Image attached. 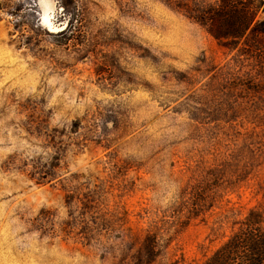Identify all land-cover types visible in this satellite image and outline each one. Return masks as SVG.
Listing matches in <instances>:
<instances>
[{"label":"rangeland","instance_id":"1","mask_svg":"<svg viewBox=\"0 0 264 264\" xmlns=\"http://www.w3.org/2000/svg\"><path fill=\"white\" fill-rule=\"evenodd\" d=\"M50 1L0 0V264H139L149 234L203 264L264 228V0L241 39L190 16L222 0Z\"/></svg>","mask_w":264,"mask_h":264},{"label":"trees","instance_id":"2","mask_svg":"<svg viewBox=\"0 0 264 264\" xmlns=\"http://www.w3.org/2000/svg\"><path fill=\"white\" fill-rule=\"evenodd\" d=\"M74 0H62L65 10ZM74 15L79 12L76 6ZM258 5L248 1L222 0L217 9L202 8L196 14L190 15L202 25L209 29L218 39L238 38L241 39L251 29L256 33L259 24L255 21ZM73 15V17H74ZM209 27V26H208ZM67 29V28H66ZM57 33L62 35L65 31ZM264 32V29L263 31ZM197 214H195L196 216ZM260 215L251 213L244 221V226L234 233L206 262L203 264H264V228ZM158 241L154 235H147L142 252L140 253L139 264L153 261L157 256Z\"/></svg>","mask_w":264,"mask_h":264},{"label":"bare ground","instance_id":"3","mask_svg":"<svg viewBox=\"0 0 264 264\" xmlns=\"http://www.w3.org/2000/svg\"><path fill=\"white\" fill-rule=\"evenodd\" d=\"M42 1V3H44L46 6V10H45V13H44V15L42 16L43 17V23L45 24V25H47V26H51V20H50V14H49V12H48V10L47 9H49V3L51 2L50 0V2L49 1H47V0H41ZM44 6V5H43ZM52 16V15H51Z\"/></svg>","mask_w":264,"mask_h":264}]
</instances>
